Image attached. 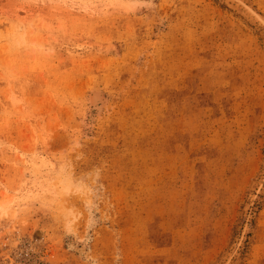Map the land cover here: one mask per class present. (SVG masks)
<instances>
[{"label": "rangeland", "instance_id": "rangeland-1", "mask_svg": "<svg viewBox=\"0 0 264 264\" xmlns=\"http://www.w3.org/2000/svg\"><path fill=\"white\" fill-rule=\"evenodd\" d=\"M0 264H264V0H0Z\"/></svg>", "mask_w": 264, "mask_h": 264}, {"label": "bare ground", "instance_id": "bare-ground-1", "mask_svg": "<svg viewBox=\"0 0 264 264\" xmlns=\"http://www.w3.org/2000/svg\"><path fill=\"white\" fill-rule=\"evenodd\" d=\"M69 246L71 247V249H75V248H76V246H75L74 244H72V243H71ZM79 249H81V248H79ZM81 252L83 253V250H81ZM85 252H86V251H85ZM82 253H81V254H82ZM85 255H86V253H85Z\"/></svg>", "mask_w": 264, "mask_h": 264}]
</instances>
